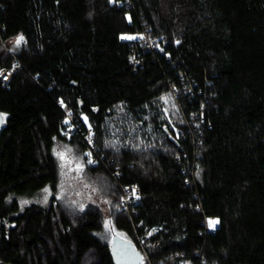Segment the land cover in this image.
<instances>
[{"label": "trees", "instance_id": "obj_1", "mask_svg": "<svg viewBox=\"0 0 264 264\" xmlns=\"http://www.w3.org/2000/svg\"><path fill=\"white\" fill-rule=\"evenodd\" d=\"M0 33V73L19 65L0 77V264H115L103 210L56 195L55 150L85 155L89 129L88 172L149 264H264V0H0Z\"/></svg>", "mask_w": 264, "mask_h": 264}, {"label": "rangeland", "instance_id": "obj_2", "mask_svg": "<svg viewBox=\"0 0 264 264\" xmlns=\"http://www.w3.org/2000/svg\"><path fill=\"white\" fill-rule=\"evenodd\" d=\"M22 40V37H19L13 42L15 44H20ZM174 97L172 96L173 100L176 99L177 95L174 94ZM174 104H176L175 100ZM55 156L61 171V184L56 193L58 198L78 209H85L91 204L96 205L103 210L106 218V226L102 238L106 242L113 244L117 236L134 244L135 240L132 236L116 228L111 217V208L112 206H116V203L114 205L112 199L104 195L102 191V188L106 187L108 181L104 182V179H101L102 177L100 178L88 172L87 166L88 164H92L88 158V152H85L84 155L74 146L61 144L55 150ZM84 156L86 158H84ZM108 192L113 194L110 189ZM52 195L54 196L53 189L47 188L45 190L46 198H43L41 202L44 204L50 203ZM119 209L121 210V205ZM146 237H149V233L143 238L138 237V242L141 250L144 248L147 254V246H144L146 245ZM145 262L149 264V259L147 257H145Z\"/></svg>", "mask_w": 264, "mask_h": 264}, {"label": "built area", "instance_id": "obj_3", "mask_svg": "<svg viewBox=\"0 0 264 264\" xmlns=\"http://www.w3.org/2000/svg\"><path fill=\"white\" fill-rule=\"evenodd\" d=\"M132 38H134V37H132ZM1 39L2 38H1V33H0V41H1ZM136 39L141 44L140 47L146 49V51H148V52H151V51H158L160 53L165 52L164 47L160 46V44L156 40H154L147 32L139 35L138 37H136ZM168 56L169 55L167 54V57ZM168 58H170V56ZM131 59H132L131 60L132 63H134L136 66L139 65V63H138L139 60L137 59V56L134 55V56H132ZM18 69H19L18 63L13 68L3 69L2 72L0 73V77L3 79V81L6 84H8L9 81L11 80L12 76L14 75V73ZM182 77L184 79L183 75H182ZM186 89H187L188 93H191L192 89H190V88L189 89L186 88ZM61 108L63 109V111L65 113L66 122L69 126V128L66 130L65 133H67L68 135H71L75 131L78 130L79 126L76 124L75 117L73 116L71 111L64 104H61ZM85 140L89 145L88 158L91 161L92 165H97L99 163V160L97 158L96 149H95L94 144H93V137H92V130L91 129L88 130V132L85 136ZM122 190H123V201L121 203V210L125 211L128 215H130L131 208L133 207V204H134L133 198H134V200L136 197L139 198L141 195V192L137 186L124 187ZM209 221H213V220H207V225H209ZM209 230L211 233H215L214 227L209 226ZM150 233H152V232H150ZM158 246H159L158 242L153 243V247H158ZM141 253L144 256V259H145V257L148 258L144 248L141 250Z\"/></svg>", "mask_w": 264, "mask_h": 264}, {"label": "water", "instance_id": "obj_4", "mask_svg": "<svg viewBox=\"0 0 264 264\" xmlns=\"http://www.w3.org/2000/svg\"><path fill=\"white\" fill-rule=\"evenodd\" d=\"M111 250L115 264H144L141 252L133 243L121 237H115Z\"/></svg>", "mask_w": 264, "mask_h": 264}, {"label": "snow or ice", "instance_id": "obj_5", "mask_svg": "<svg viewBox=\"0 0 264 264\" xmlns=\"http://www.w3.org/2000/svg\"><path fill=\"white\" fill-rule=\"evenodd\" d=\"M128 38L132 39V37H128ZM216 223H218V221H209V226L214 227Z\"/></svg>", "mask_w": 264, "mask_h": 264}]
</instances>
